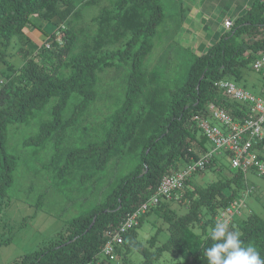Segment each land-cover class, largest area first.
Wrapping results in <instances>:
<instances>
[{"label":"trees","instance_id":"obj_1","mask_svg":"<svg viewBox=\"0 0 264 264\" xmlns=\"http://www.w3.org/2000/svg\"><path fill=\"white\" fill-rule=\"evenodd\" d=\"M169 3L172 0H0V45L8 46L16 38L21 44L17 50L24 58L0 85V203L8 202L15 165L5 150L8 124L26 120L55 98L51 119L42 122L38 133L26 141L41 144L53 131L62 137L95 100L99 74L105 69H114L115 74L127 68L123 101L110 115L104 138L70 151L63 168L104 167L123 149L136 159L102 201L8 264H130L127 256L134 250L143 255L136 264H151L164 251L180 254L182 264H207L206 249L215 242L206 237L218 222L238 231L242 246L255 247L264 259L263 216L250 212L236 222L232 213L227 221L219 219L220 212L242 190L246 172L230 168L226 178L204 187L190 186L193 175L228 157L227 152L212 155L202 170L185 174L182 187L173 190L170 198L158 194L155 204L150 199L163 176L191 166L209 148L207 139L197 134L193 113L205 115L211 102L231 114L243 115V105L225 97L217 82L238 80L254 54L264 52V0H252L218 39L206 48L199 47L202 49L192 54L180 83H172L170 76L168 51L173 43L162 49L154 65L145 64ZM29 28L42 37L34 38ZM72 95L77 101L63 117ZM263 147L264 138L254 145L262 159L259 149ZM219 165H223L221 160ZM252 191L247 188L243 195ZM172 202L185 205V211L177 213ZM144 203L148 204L136 222L125 227V219ZM152 212L159 213L166 223L167 238L159 245L158 231L146 245L138 238V228ZM114 232L119 233L120 241L113 242L110 258L102 249L112 240L109 233ZM99 255L103 260L97 262Z\"/></svg>","mask_w":264,"mask_h":264},{"label":"rangeland","instance_id":"obj_2","mask_svg":"<svg viewBox=\"0 0 264 264\" xmlns=\"http://www.w3.org/2000/svg\"><path fill=\"white\" fill-rule=\"evenodd\" d=\"M165 6L164 21L157 27L154 47L145 64L149 67L154 65L162 49L168 43H173V48L168 51L172 60V63H168L169 70L172 69V83L184 80L192 54L199 53L203 48L199 49L198 42L193 40H201L206 48L226 30L223 26L225 19L234 18L240 10L249 7H246L243 0H172V3ZM197 10L203 12L202 23L193 22ZM197 19H200L199 15ZM184 27L189 28V32H195L201 27L206 36L182 38L180 32L184 31ZM29 29L31 31V28ZM33 31L34 29L32 35L35 38L36 32ZM40 37L42 34L37 38ZM20 45L16 38L12 39L8 46L0 45V85L12 72V68L18 67L24 61L22 54L17 50ZM113 70L105 69L99 74L101 81L97 85L95 100L89 105L84 116L77 118L74 124L64 130L62 137H57V132L53 131L41 144L32 140L26 141L38 133L42 122L51 119L50 112L55 98H50L26 120L8 124L5 150L13 157L15 165L13 181L6 196L8 202L6 205L0 203V264H8L15 257L38 248L76 215L102 201L117 178L135 164L136 159L127 156L126 150L123 149L113 155L104 167L94 166L84 170L63 168L70 151L104 138V127L109 125L110 115L122 103L126 88L124 80L128 70L122 67L115 74L112 73ZM234 82L254 95H258L263 89L262 78L251 65L244 66L240 78ZM76 101L77 97L74 95L68 99L62 112L63 117ZM197 134L201 135L199 131ZM206 144L209 145L207 141ZM259 153L264 157V147L259 149ZM220 160L223 162L222 166L219 165ZM220 160H215L214 165L201 174L193 175L190 186L204 187L213 180L228 177L229 158L224 156ZM247 188L253 191L243 195ZM236 200L239 202V208L232 215L234 221H239L250 212L264 217V178L254 171L246 172L244 185ZM171 207L177 213H183L186 209L185 205L179 206L176 202H172ZM156 232V245H159L167 238L166 223L159 213L152 212L144 218L138 228V238L146 245L147 239ZM127 258L130 264H136L143 260V255L134 250ZM102 260L99 255L97 262ZM183 262L180 254L164 251L151 264Z\"/></svg>","mask_w":264,"mask_h":264},{"label":"built area","instance_id":"obj_3","mask_svg":"<svg viewBox=\"0 0 264 264\" xmlns=\"http://www.w3.org/2000/svg\"><path fill=\"white\" fill-rule=\"evenodd\" d=\"M231 22L230 19H225L223 26L229 29ZM254 55L251 66L261 75L263 89L258 95H254L232 80L221 79L217 82L225 97L243 105L244 108L240 106L243 109V115L231 114L226 108L211 102L205 108V115L193 113L191 118L194 120L198 131L207 139L209 148L191 166H187L180 172L163 176L157 192L150 197L151 203L159 202L158 194L170 198L173 190L177 192L178 188L182 187L185 174L196 168L202 170L212 155L220 152L228 153L232 170L241 169L243 172L253 170L264 177V159L258 157V152L254 148V145L264 138V52L261 51ZM178 195L179 193H176V196ZM147 204H142L137 212L130 214L123 222L124 226L135 223L136 216L145 210ZM238 208L239 202L233 200L229 206L220 212L219 219L227 221L229 216ZM109 234L112 240L106 242L102 252L112 258L113 242H119L120 236L118 232ZM87 264L93 263L88 262Z\"/></svg>","mask_w":264,"mask_h":264},{"label":"clouds","instance_id":"obj_4","mask_svg":"<svg viewBox=\"0 0 264 264\" xmlns=\"http://www.w3.org/2000/svg\"><path fill=\"white\" fill-rule=\"evenodd\" d=\"M239 237L226 222L216 223L206 237L215 242L206 249L207 264H264L256 248L242 246Z\"/></svg>","mask_w":264,"mask_h":264},{"label":"crops","instance_id":"obj_5","mask_svg":"<svg viewBox=\"0 0 264 264\" xmlns=\"http://www.w3.org/2000/svg\"><path fill=\"white\" fill-rule=\"evenodd\" d=\"M243 1H244V3H246V7H248L250 5L249 3L252 0H243ZM240 11H242V10H240ZM198 15L200 16V19H197ZM203 18H204L203 17V12H201V10H197V12L194 15L193 22L197 23V21H200L202 23L203 22ZM227 19L233 20L234 18H227ZM203 27H204V25H203ZM188 30H189V28L184 27V31L182 30V32H180V36L182 38H185V39H187V37L190 38V39H194L196 36L200 37V38L206 36V35H204L201 27L197 28V30L195 32L194 31L193 32H191V31L189 32ZM31 33H32V31H31ZM33 33H35L36 37H38L40 35L39 32L37 30H35V29H34ZM193 41H197L198 42L197 43L198 48L199 47H203V42L201 40H193Z\"/></svg>","mask_w":264,"mask_h":264}]
</instances>
